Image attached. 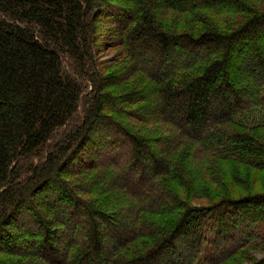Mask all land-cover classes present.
Wrapping results in <instances>:
<instances>
[{
  "label": "trees",
  "instance_id": "16d2710c",
  "mask_svg": "<svg viewBox=\"0 0 264 264\" xmlns=\"http://www.w3.org/2000/svg\"><path fill=\"white\" fill-rule=\"evenodd\" d=\"M103 17L116 28L99 41ZM114 46L175 142L112 116L128 99L97 54ZM259 109L264 0H0V256L18 254L23 225L29 255L51 264H264V122L238 120ZM101 156L116 173L100 192L130 198L104 213L65 179Z\"/></svg>",
  "mask_w": 264,
  "mask_h": 264
},
{
  "label": "rangeland",
  "instance_id": "374dc122",
  "mask_svg": "<svg viewBox=\"0 0 264 264\" xmlns=\"http://www.w3.org/2000/svg\"><path fill=\"white\" fill-rule=\"evenodd\" d=\"M219 7L221 6L215 4L212 8H219ZM238 15L239 13L235 14V12H232L231 14L228 15H222V17H226L227 18L226 20H229V23L227 24L228 27L235 28L239 25V22L237 21ZM170 24L172 26L173 31L177 30L176 27L179 25V23H177V19H175V21L174 19L170 21ZM100 25L102 27L103 35L100 36L99 41H103L105 38L110 37V32L112 31V28H116V27H114L115 23L110 22V20H107L106 17H103ZM107 25H109V27L104 28V26ZM110 25H112L111 28ZM98 54H97V56H99L98 59L102 63L100 65V71L107 74L110 73V74L119 75L120 78L117 84L109 88V91L113 92L114 95L116 96L122 95L123 97L128 99L126 101L123 100L114 101V106L111 108V110L113 111L112 116L116 117V119H118V121L121 124L125 125L128 128H131L133 132L143 134L149 138L154 139L155 141H157L158 145L161 142H165V141L175 142V138L178 135V131L174 130V128L168 123L163 122L160 116L155 112L156 110L155 107L158 104L156 100H158V98L153 97L150 100L149 99L145 100V98L143 99V95L145 91L149 88L147 84V77L144 74H142L141 71H138L137 73L135 74L133 73L130 75L131 73L130 66L133 63L132 57L129 54H127L123 48L119 46H114L112 48L99 52ZM120 75L122 77H120ZM261 117H262V112L259 109L258 111L255 110V111L246 112L238 120L242 124L247 123L251 125H256L260 121H261L260 124L264 122V120H261L262 119ZM95 134L100 136L99 137L100 139L107 137L105 136L106 135L105 133L101 135L100 133L96 132ZM183 146H185V143H182L180 144V146L177 147L176 153L182 152ZM110 147L112 146H109V148ZM192 149L193 146H189L187 152H189ZM119 153L120 155H123L125 151H120ZM188 155L190 158V154ZM105 159L107 158L102 156L99 157L98 163L100 164V166H97V168L91 172L85 173V175L65 176V179L68 181L67 183L71 186L72 190L75 193V197H77L79 200H82L85 203L83 205L84 209L82 208L83 210H86L85 206L87 204L89 205V207L100 210L103 213L108 211L112 212L118 209L119 207H125L126 205H128L130 198L128 199V197L126 196V191L116 192L117 193L116 194L115 193L116 188H113L111 189L110 192H105V193L100 192L101 189H103L102 187H106V184L113 182L111 179H109V177L111 176V174L116 173L114 168L112 167L110 168V164H108L109 161ZM122 161L123 160H121V163ZM242 168L243 167L240 165H237L236 167L237 170H241ZM259 175L260 176L262 175V178H260L258 185L263 186L264 173L260 172ZM137 185L141 187L142 184H137ZM258 185H257V189L260 188ZM35 205L37 210H41V208L38 207L39 206L38 202H36ZM233 217L235 216L233 215ZM244 217L246 218L247 216ZM26 218L27 216L22 217V221L24 222ZM23 228H25V226L23 227L22 225L20 227L19 225L16 229H14L15 230L14 234L16 235V238H18L17 241L18 246L16 247L19 250L17 251L18 254L16 255L8 254L5 256H0V263L51 264V259L48 257H46L45 259H41L39 257L37 258L29 255L28 251L25 249L26 240L24 239V238L28 239V237L25 235L26 233L25 231H23ZM247 228L248 226L244 230H247ZM244 235H247L246 231L244 233L241 232L240 234L239 233L237 234V236H244ZM41 240L42 239H40V241ZM257 244L264 247L262 241H259ZM252 248L258 249L257 247H251L249 248V250ZM24 250H26L28 254L23 253Z\"/></svg>",
  "mask_w": 264,
  "mask_h": 264
}]
</instances>
